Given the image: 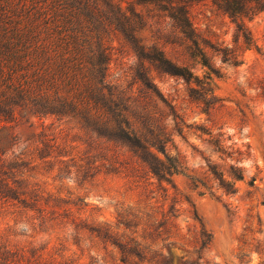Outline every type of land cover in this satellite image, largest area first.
Here are the masks:
<instances>
[{
  "label": "rangeland",
  "instance_id": "rangeland-1",
  "mask_svg": "<svg viewBox=\"0 0 264 264\" xmlns=\"http://www.w3.org/2000/svg\"><path fill=\"white\" fill-rule=\"evenodd\" d=\"M191 16L213 72L188 55L169 23L158 32L151 17L141 43H154L193 76L185 81L140 65L117 34L110 35L107 71L143 103L137 73H145L174 106L182 132H173L167 151L179 156L183 173L158 182L137 153L96 142L75 117L19 110L0 119V159L18 161L12 189L0 182V256L20 264H264V13L247 22L257 48H247L209 1L194 3ZM156 107L166 116V107ZM164 119L170 130L172 117ZM208 132L234 153L213 151ZM99 153H113V163L98 165ZM207 163L227 178L231 164L242 169L234 194L218 201L191 187L187 175L205 179Z\"/></svg>",
  "mask_w": 264,
  "mask_h": 264
},
{
  "label": "trees",
  "instance_id": "trees-1",
  "mask_svg": "<svg viewBox=\"0 0 264 264\" xmlns=\"http://www.w3.org/2000/svg\"><path fill=\"white\" fill-rule=\"evenodd\" d=\"M201 1L211 2L231 18L247 48H257L247 22L264 13V0H0V119H14L22 109L34 116L75 117L96 142L128 147L158 182L170 183L172 174L183 173L179 169L184 167L178 155L167 151L173 132H182L177 113L143 72L137 78L146 103L108 79L109 40L112 34L120 35L140 65L147 61L160 72L189 80L193 73L187 66L154 43H141L138 33L151 17L158 32L169 23L187 42L188 55L213 72L191 16L192 5ZM149 6L156 14L142 9ZM204 78L209 86L210 73ZM157 101L167 108L166 116L156 107ZM167 116L172 117L170 130L164 121ZM207 134L213 151L228 157L234 153L227 152L231 146H225L220 135ZM16 158L0 159V182L9 190L15 182L9 175L18 166ZM98 158V165L113 163V153L109 159L101 153ZM206 165L205 179L187 175L192 188H204L218 201L236 192L235 181L243 178L241 168L231 164L227 178L215 164ZM0 259L4 264L22 260Z\"/></svg>",
  "mask_w": 264,
  "mask_h": 264
}]
</instances>
